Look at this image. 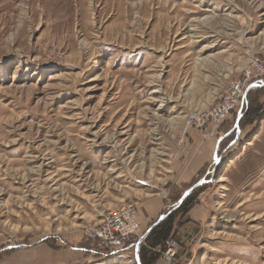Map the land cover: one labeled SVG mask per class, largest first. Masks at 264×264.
Wrapping results in <instances>:
<instances>
[{
  "label": "rangeland",
  "instance_id": "obj_1",
  "mask_svg": "<svg viewBox=\"0 0 264 264\" xmlns=\"http://www.w3.org/2000/svg\"><path fill=\"white\" fill-rule=\"evenodd\" d=\"M251 58L264 0H0V264H101L69 248L89 246L84 225L133 205L142 226L161 198L144 230L201 179L175 263L264 264V85L238 128L240 105L201 142L182 134ZM217 137L208 172L180 182Z\"/></svg>",
  "mask_w": 264,
  "mask_h": 264
},
{
  "label": "built area",
  "instance_id": "obj_2",
  "mask_svg": "<svg viewBox=\"0 0 264 264\" xmlns=\"http://www.w3.org/2000/svg\"><path fill=\"white\" fill-rule=\"evenodd\" d=\"M263 73L262 62L257 58H251L241 79L233 81L229 85L228 91L218 97L215 104L186 114L182 134L187 135L188 128H196L205 133L204 131L209 126H217L222 121L229 119L241 104V99L248 85L263 79ZM139 228L135 207L127 205L103 214L96 222L84 225L82 235L86 240L93 243H109L132 235L138 236ZM179 246L178 240L173 236H169L162 242V247L158 249L162 264H176L174 259Z\"/></svg>",
  "mask_w": 264,
  "mask_h": 264
},
{
  "label": "crops",
  "instance_id": "obj_3",
  "mask_svg": "<svg viewBox=\"0 0 264 264\" xmlns=\"http://www.w3.org/2000/svg\"><path fill=\"white\" fill-rule=\"evenodd\" d=\"M259 82H261V81H256V82L254 81V82H251L250 84L259 83ZM254 88H257V87H252L249 90L254 89ZM249 90H248V92H249ZM248 92H247V94H248ZM188 133L194 138V140L196 142H197V140L201 142V138H202L201 133H203V132H201L200 130H198L196 128H191V130ZM203 135H207V134L203 133ZM222 138L223 137L215 138V140L213 142L212 152L206 151V148L208 147L207 144H209V142L207 140H203V142H202V145H204V147H203L204 151L203 152H201V153H188V154H186V156H184V158L182 159V167L177 172L178 178L180 179L179 180L180 182H182V183L187 182L188 183V180H191L192 178H197L199 175H201L202 172L204 171V169H205L204 173L208 172L207 166H208V164H210V161L212 160V158L214 156H216V153L213 152L215 150L214 146L217 147L219 142L222 140ZM202 176H203V174H202ZM163 206H164V201L161 198L149 199L144 205V210H145L146 215H145L144 220L142 222V226L144 223H146L145 220H150V219L154 218L155 215H157L158 211H160V209ZM136 214H137V211H136ZM137 218H138L139 225H140V228H139L140 231L138 233V236L132 235V236H128V238H120V239H117V240H115L113 242H109V243H101V242L93 243V242L89 241V246H82V247L71 246L69 248L75 253H81V254L86 253V254H89V256H93L94 258L98 257L101 259V261H98L101 264H113L114 261H118V260H122L123 263L124 262H127V263L132 262L133 264H144L145 259L147 261V257H149V254L152 250L151 251L149 250V252H146V251L141 252L140 244L143 241L141 243H139L138 246L135 244L150 225L148 227H146L144 230H141V227H142L141 221H140L141 217L138 216V214H137ZM173 229H174V231H173L172 235L174 236L175 231H176L175 226ZM175 238H177V237H175ZM177 240L179 243H182V240H180L178 238H177ZM145 252H146V258H144V261H143L141 259V256H143V254H145ZM176 256L179 257V254L177 253ZM160 262H161V260L158 257L156 259V261H153L151 264H160Z\"/></svg>",
  "mask_w": 264,
  "mask_h": 264
},
{
  "label": "trees",
  "instance_id": "obj_4",
  "mask_svg": "<svg viewBox=\"0 0 264 264\" xmlns=\"http://www.w3.org/2000/svg\"><path fill=\"white\" fill-rule=\"evenodd\" d=\"M189 199V196H187L183 203H181L177 208H174L176 212L173 210L174 213L165 216V218L160 220L158 224L152 227L150 232L144 237L143 243L146 241L148 247H145L141 252H149V250H152L149 254V257H147V261L145 259L146 262L144 261V258H146V252L143 254V256H141L144 264H151L159 257L160 253L158 249L162 247V242L173 234L176 215H184L188 211L190 205V203H188Z\"/></svg>",
  "mask_w": 264,
  "mask_h": 264
},
{
  "label": "water",
  "instance_id": "obj_5",
  "mask_svg": "<svg viewBox=\"0 0 264 264\" xmlns=\"http://www.w3.org/2000/svg\"><path fill=\"white\" fill-rule=\"evenodd\" d=\"M263 85H264V81L261 82V83L259 82V83H253V84L248 85V88L246 89V91H245V93H244V95H243V97H242L240 108L238 109V111H237V113H236V117H235L236 120H235V123H234V127H235V128H238V123H239V120L241 119V116H242V109H243L244 104H245L244 100H245V97H246V95H247L248 90H249L250 88H252V87H260V86H263ZM204 182H207V181H206L205 179H204V180L201 179V180H199L197 183L191 185L187 190H185V191L182 193V195L180 196L181 198L178 200V202H177V204L174 206V208H177L181 203H183V202L185 201V199L187 198V196L191 193V191H192L194 188H196V187H198V186L204 184ZM164 217H165V215L158 217V219H157L153 224H151V225L147 228V230H146V231L143 233V235L138 239V241L136 242L135 245L138 246V244L141 243V241L144 239V237L150 232L151 228L154 227L156 224H158L159 221L162 220Z\"/></svg>",
  "mask_w": 264,
  "mask_h": 264
},
{
  "label": "bare ground",
  "instance_id": "obj_6",
  "mask_svg": "<svg viewBox=\"0 0 264 264\" xmlns=\"http://www.w3.org/2000/svg\"><path fill=\"white\" fill-rule=\"evenodd\" d=\"M53 78V77H52Z\"/></svg>",
  "mask_w": 264,
  "mask_h": 264
}]
</instances>
